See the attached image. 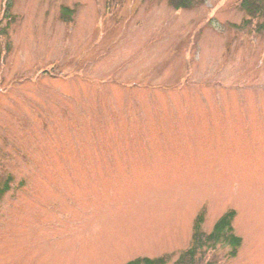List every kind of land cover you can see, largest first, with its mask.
I'll return each mask as SVG.
<instances>
[{"label":"rangeland","instance_id":"1","mask_svg":"<svg viewBox=\"0 0 264 264\" xmlns=\"http://www.w3.org/2000/svg\"><path fill=\"white\" fill-rule=\"evenodd\" d=\"M5 2L0 264H172L229 209L236 255L193 263L264 264V31L240 0Z\"/></svg>","mask_w":264,"mask_h":264},{"label":"trees","instance_id":"2","mask_svg":"<svg viewBox=\"0 0 264 264\" xmlns=\"http://www.w3.org/2000/svg\"><path fill=\"white\" fill-rule=\"evenodd\" d=\"M174 9L191 8L200 5L207 0H166ZM5 5L9 9L10 2L6 0ZM240 8L244 11L245 17L243 24L256 20L258 31H264V0H240ZM74 9L69 6H61V17L64 20H71ZM11 175L7 174L0 180V198L10 189ZM235 217V210L225 211L214 223L212 230L205 232L202 229L204 220L203 213H199L193 224V233L190 246L182 251L172 264H194L200 253L214 249L218 244L229 247V256H235L241 245L242 239L233 231L232 221ZM166 256L137 257L128 261L126 264H166Z\"/></svg>","mask_w":264,"mask_h":264}]
</instances>
